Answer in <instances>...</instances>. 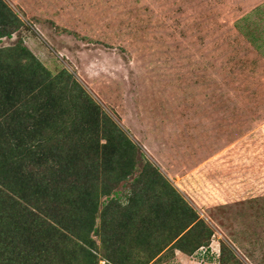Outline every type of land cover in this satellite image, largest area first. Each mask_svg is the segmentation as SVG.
Listing matches in <instances>:
<instances>
[{
    "label": "rangeland",
    "instance_id": "1",
    "mask_svg": "<svg viewBox=\"0 0 264 264\" xmlns=\"http://www.w3.org/2000/svg\"><path fill=\"white\" fill-rule=\"evenodd\" d=\"M2 1L0 64L59 77L51 146L75 149L81 91L136 146L94 181L93 247L61 230L47 263L264 264V0Z\"/></svg>",
    "mask_w": 264,
    "mask_h": 264
},
{
    "label": "trees",
    "instance_id": "2",
    "mask_svg": "<svg viewBox=\"0 0 264 264\" xmlns=\"http://www.w3.org/2000/svg\"><path fill=\"white\" fill-rule=\"evenodd\" d=\"M0 6L7 7L2 0ZM21 24L14 14V25ZM3 36L12 33L0 29ZM32 62L0 64V264H48L51 251L61 244V230L73 234L84 247H93L89 234L99 211V194L94 190L97 174L104 181L107 177L124 179L126 175L119 176L115 164H120L123 153L136 149L84 91L82 110L78 104L71 107L81 116L72 120L78 135L70 137L75 149L68 152L63 145L51 146L47 129L66 123L62 120L65 113L61 117L52 113L61 101L54 93L59 77H52L39 61ZM74 82L71 91L78 88ZM104 122L115 133L99 138ZM74 198L83 212L80 226L66 223L69 217L60 210L63 199L69 206ZM93 255L89 264H96ZM51 264L57 263L53 259Z\"/></svg>",
    "mask_w": 264,
    "mask_h": 264
}]
</instances>
